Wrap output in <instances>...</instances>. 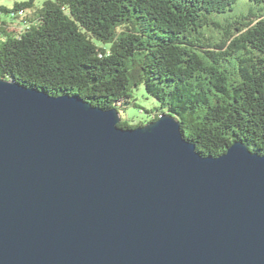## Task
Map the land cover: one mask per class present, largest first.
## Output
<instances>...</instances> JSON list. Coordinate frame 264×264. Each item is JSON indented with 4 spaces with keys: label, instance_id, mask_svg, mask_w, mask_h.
I'll list each match as a JSON object with an SVG mask.
<instances>
[{
    "label": "water",
    "instance_id": "1",
    "mask_svg": "<svg viewBox=\"0 0 264 264\" xmlns=\"http://www.w3.org/2000/svg\"><path fill=\"white\" fill-rule=\"evenodd\" d=\"M119 114L0 77V264H264V154Z\"/></svg>",
    "mask_w": 264,
    "mask_h": 264
},
{
    "label": "trees",
    "instance_id": "2",
    "mask_svg": "<svg viewBox=\"0 0 264 264\" xmlns=\"http://www.w3.org/2000/svg\"><path fill=\"white\" fill-rule=\"evenodd\" d=\"M32 1L0 7L13 15L0 21V77L118 111L142 87L152 116L119 126L166 111L201 154L236 139L264 154V8L213 21L214 38L208 16L238 0H46L18 29Z\"/></svg>",
    "mask_w": 264,
    "mask_h": 264
},
{
    "label": "rangeland",
    "instance_id": "3",
    "mask_svg": "<svg viewBox=\"0 0 264 264\" xmlns=\"http://www.w3.org/2000/svg\"><path fill=\"white\" fill-rule=\"evenodd\" d=\"M22 1H28V0H0V7L4 6L8 9H14L16 2H22ZM46 0H33L32 5L28 7H24L22 15L31 17L34 15L38 8L43 6V3ZM264 8V2L256 3L251 0H238L236 1L231 8H228L227 10L221 12V13H212L208 16V18L211 21L210 24H205L203 26L202 32L205 35H211L214 36V38L218 35L217 32L214 30V22H224L226 19H233L239 15H245L250 10L253 11H260ZM19 15L17 19L15 20V26L18 27V29H21L19 24L23 21V16ZM13 15L9 11H0V21L3 20H13ZM135 99L131 101L129 105L126 106L125 109L119 110V116L120 119H124L128 121L130 124L139 123L147 118L152 114L149 112H146L144 109H154L158 103L153 99V97L147 95L144 90L141 88H138L134 92ZM132 103H136L137 106L133 105ZM159 113V112H158ZM161 113V112H160Z\"/></svg>",
    "mask_w": 264,
    "mask_h": 264
},
{
    "label": "built area",
    "instance_id": "4",
    "mask_svg": "<svg viewBox=\"0 0 264 264\" xmlns=\"http://www.w3.org/2000/svg\"><path fill=\"white\" fill-rule=\"evenodd\" d=\"M22 13H23V12H22L21 10H19V11L17 12L18 15H22Z\"/></svg>",
    "mask_w": 264,
    "mask_h": 264
}]
</instances>
